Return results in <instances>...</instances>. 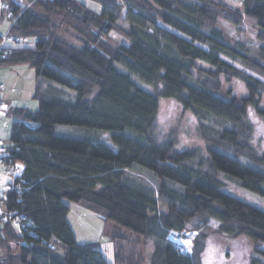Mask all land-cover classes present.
I'll use <instances>...</instances> for the list:
<instances>
[{
    "label": "trees",
    "instance_id": "obj_1",
    "mask_svg": "<svg viewBox=\"0 0 264 264\" xmlns=\"http://www.w3.org/2000/svg\"><path fill=\"white\" fill-rule=\"evenodd\" d=\"M94 1L99 12L81 0H1L10 25L0 66L35 70L37 106L7 110L4 160L25 166L3 206L32 223L23 236L0 221V264H108L99 243L76 241L67 201L127 231L110 233L114 264H203L213 234L252 241L248 260L230 264H264V210L224 191L220 177L264 197V149L248 120L249 111L264 118V0H239L241 9L220 0ZM244 17L263 42L257 54L218 27L222 18L240 28ZM112 31L123 40L113 41ZM236 79L245 95L223 90ZM164 98L195 119L203 159L177 148L176 129L159 131ZM56 125L108 132L115 147L97 136L59 135ZM191 230L190 254L168 239Z\"/></svg>",
    "mask_w": 264,
    "mask_h": 264
},
{
    "label": "rangeland",
    "instance_id": "obj_2",
    "mask_svg": "<svg viewBox=\"0 0 264 264\" xmlns=\"http://www.w3.org/2000/svg\"><path fill=\"white\" fill-rule=\"evenodd\" d=\"M90 9L99 12L101 6L94 0H81ZM232 6L234 8L241 9L239 0H220ZM22 3L28 5V0H22ZM123 15L126 16V10H121ZM0 33L4 35L6 33L10 20L5 12L0 13ZM218 27L221 28L225 37H228L231 41H237L242 44L243 48L252 54H257L259 45L263 42L257 38L258 28L252 18L244 17L243 22L239 27L233 26L229 21L224 19L218 20ZM168 28V27H167ZM56 35L62 39L67 40L75 46H79L78 42L72 38L69 33L59 30ZM112 40H123L120 34L112 31L109 32ZM264 40V38H263ZM223 59L229 61L227 58ZM199 64L205 65L204 63L198 62ZM232 63V62H231ZM235 67H239L235 64ZM120 71H125L121 64H116ZM249 74L263 80L253 72L248 71ZM139 83L140 81L137 80ZM36 84L35 70L25 63H17L11 65L0 66V99L5 101L10 106L23 105L28 108L35 109L37 106L36 100L32 97L34 86ZM53 84V82L45 79L43 85ZM140 86L147 90H152L151 86L140 83ZM231 87L232 93L237 96L245 95L246 89L242 82L239 80H233L230 83H223V90ZM65 95L71 99L75 98L74 91L70 89H64ZM261 106L264 107V96L261 100ZM9 109V108H8ZM158 114V128L160 132H169L171 129H176L177 148H188L194 149L198 156L203 159L205 157L204 142L200 137L197 129L195 119L192 117L190 112L183 110L181 106L169 98L161 99L160 109ZM248 120L254 127V144L261 151L264 149V118L257 116L252 111H249ZM11 123V117L6 111L5 115L0 116V138L6 139L8 135V129ZM57 134L85 138V137H96L104 141L108 145L115 147L111 142L108 132H99L96 130L87 129L84 127L73 126V125H56L55 129ZM0 164V170L2 169ZM224 181L222 189L246 202L252 204L262 210H264V197L253 193L243 187H241L234 179L229 176L220 175ZM3 182L7 181V177L3 176ZM70 210L68 212V221L74 232L76 241L79 243L93 242L99 243V248L102 251L108 264H114L113 252L114 243L110 239V233L115 231L117 234H127L124 228H117L111 221H104L97 212L91 208L77 204L74 202H68ZM211 225L215 226L216 222L211 221ZM174 232V231H173ZM176 233V232H175ZM184 236L175 235L169 232L168 239L175 243L182 252H192V237L196 234V231H183ZM188 239V243L185 241ZM253 248L252 241L247 237H239L237 239H227L219 237L217 235H211L208 244L202 254L203 264H230L231 262L239 259L242 262L248 260V255L251 253ZM264 248V246H263ZM147 255L151 251V243L147 244ZM226 252V253H225ZM229 252L232 257H229ZM225 253V254H224Z\"/></svg>",
    "mask_w": 264,
    "mask_h": 264
},
{
    "label": "built area",
    "instance_id": "obj_3",
    "mask_svg": "<svg viewBox=\"0 0 264 264\" xmlns=\"http://www.w3.org/2000/svg\"><path fill=\"white\" fill-rule=\"evenodd\" d=\"M2 2L0 0V10L2 8ZM7 37V34L1 35L0 46L3 45ZM8 110V106L0 101V116L5 115ZM6 141L0 138V164H2V169L0 170V221L2 223L9 224L18 234L24 233L28 234V230L31 227V221L24 219L20 213L17 211H9L5 208L4 202L7 199V194L9 192L19 190V184H16L22 176L24 171V164L20 162L6 163L5 158L7 156V143ZM3 176L7 177V181L3 182ZM171 234L175 235L176 233L171 231Z\"/></svg>",
    "mask_w": 264,
    "mask_h": 264
},
{
    "label": "bare ground",
    "instance_id": "obj_4",
    "mask_svg": "<svg viewBox=\"0 0 264 264\" xmlns=\"http://www.w3.org/2000/svg\"><path fill=\"white\" fill-rule=\"evenodd\" d=\"M185 242L188 243V239Z\"/></svg>",
    "mask_w": 264,
    "mask_h": 264
},
{
    "label": "crops",
    "instance_id": "obj_5",
    "mask_svg": "<svg viewBox=\"0 0 264 264\" xmlns=\"http://www.w3.org/2000/svg\"><path fill=\"white\" fill-rule=\"evenodd\" d=\"M0 101H2V99H0ZM3 102H5V101H3ZM0 125H2V124H0Z\"/></svg>",
    "mask_w": 264,
    "mask_h": 264
}]
</instances>
